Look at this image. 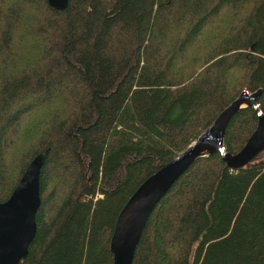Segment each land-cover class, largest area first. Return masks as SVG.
<instances>
[{
    "label": "trees",
    "instance_id": "obj_1",
    "mask_svg": "<svg viewBox=\"0 0 264 264\" xmlns=\"http://www.w3.org/2000/svg\"><path fill=\"white\" fill-rule=\"evenodd\" d=\"M260 90L264 112V0H70L65 11L0 0V202L50 148L19 264H114L116 221L139 186ZM257 125L254 107L240 109L228 150ZM133 264H264V151L240 168L219 152L197 159L150 215Z\"/></svg>",
    "mask_w": 264,
    "mask_h": 264
},
{
    "label": "water",
    "instance_id": "obj_2",
    "mask_svg": "<svg viewBox=\"0 0 264 264\" xmlns=\"http://www.w3.org/2000/svg\"><path fill=\"white\" fill-rule=\"evenodd\" d=\"M70 0H48L51 8L67 10ZM262 91L243 93L227 107L215 122L178 157L163 165L134 192L119 213L111 250L114 264H133L137 246L150 215L173 184L200 157L219 152L231 168H240L264 151V112ZM245 105V106H243ZM252 106L258 112V125L245 146L231 153L225 144L227 127L242 108ZM50 148L39 153L27 166L9 199L0 202V264H19L29 254L37 233V212L41 206V170Z\"/></svg>",
    "mask_w": 264,
    "mask_h": 264
},
{
    "label": "rangeland",
    "instance_id": "obj_3",
    "mask_svg": "<svg viewBox=\"0 0 264 264\" xmlns=\"http://www.w3.org/2000/svg\"><path fill=\"white\" fill-rule=\"evenodd\" d=\"M25 27H26V24H23V25L20 27L21 31L24 30ZM18 37H20V38H24V40H25V35L21 36V33H19ZM30 49H31V48H30ZM243 106H245V105H243ZM49 115H50L49 112H46V113H44V114L42 115V118H43V121H44V123L41 125L42 129H43L44 125H45V122H47V121L49 120ZM26 123H27V121L25 122V127H27V126H26ZM42 129H41L37 134H35L33 138H30V139L23 138V139L25 140V145H29L30 143H32L33 139L38 138V137L41 135V133H42ZM22 149H23V147H22ZM13 152H17V153H19L20 150H19V149H16L15 151H12V153H13Z\"/></svg>",
    "mask_w": 264,
    "mask_h": 264
}]
</instances>
